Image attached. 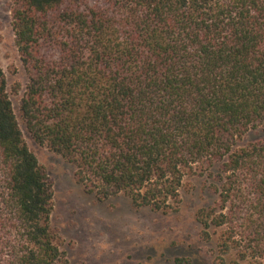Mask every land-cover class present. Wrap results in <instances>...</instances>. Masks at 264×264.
Here are the masks:
<instances>
[{"label":"trees","instance_id":"1","mask_svg":"<svg viewBox=\"0 0 264 264\" xmlns=\"http://www.w3.org/2000/svg\"><path fill=\"white\" fill-rule=\"evenodd\" d=\"M10 2L30 138L136 210L174 213L183 179L209 178L200 240L264 264V139L242 143L264 127V0ZM52 197L0 69V264H66Z\"/></svg>","mask_w":264,"mask_h":264},{"label":"rangeland","instance_id":"2","mask_svg":"<svg viewBox=\"0 0 264 264\" xmlns=\"http://www.w3.org/2000/svg\"><path fill=\"white\" fill-rule=\"evenodd\" d=\"M0 69L23 138L52 185L50 225L59 238L66 264H233V254L220 263L219 230L200 240L195 213L215 200L205 176L183 179L176 212L134 209L123 195L100 199L74 178V168L37 145L27 134L19 101L27 82L14 44L11 2L0 0ZM17 89V92H16ZM264 139V127L249 131L242 143Z\"/></svg>","mask_w":264,"mask_h":264}]
</instances>
